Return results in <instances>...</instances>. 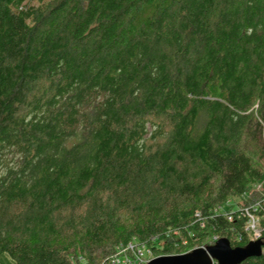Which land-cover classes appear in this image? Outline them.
Instances as JSON below:
<instances>
[{"label":"trees","instance_id":"obj_1","mask_svg":"<svg viewBox=\"0 0 264 264\" xmlns=\"http://www.w3.org/2000/svg\"><path fill=\"white\" fill-rule=\"evenodd\" d=\"M254 155L264 0H0V264L233 245Z\"/></svg>","mask_w":264,"mask_h":264},{"label":"built area","instance_id":"obj_2","mask_svg":"<svg viewBox=\"0 0 264 264\" xmlns=\"http://www.w3.org/2000/svg\"><path fill=\"white\" fill-rule=\"evenodd\" d=\"M240 216L246 219L244 233H238L233 239V245L231 244V246L236 248L240 247L239 244H245L242 246L245 247L250 242L260 241L262 243L261 253L264 255V202H258L255 205L242 209ZM228 220L232 221V217H228ZM219 239L221 238L215 236L213 244H216ZM151 253L152 251L147 246L129 242L122 245L118 249V252L113 254L107 260V263L104 264H147L153 259H147V256ZM213 264H218V262L213 259Z\"/></svg>","mask_w":264,"mask_h":264},{"label":"water","instance_id":"obj_3","mask_svg":"<svg viewBox=\"0 0 264 264\" xmlns=\"http://www.w3.org/2000/svg\"><path fill=\"white\" fill-rule=\"evenodd\" d=\"M261 246L260 241H255L245 247L233 248L227 238H221L213 246L195 248L183 254L158 256L147 264H213V259L218 264H242L261 257Z\"/></svg>","mask_w":264,"mask_h":264},{"label":"rangeland","instance_id":"obj_4","mask_svg":"<svg viewBox=\"0 0 264 264\" xmlns=\"http://www.w3.org/2000/svg\"><path fill=\"white\" fill-rule=\"evenodd\" d=\"M254 157H255V161H257L262 167H263V169H264V159H261V160H259V156L258 155H254ZM256 188V190L258 191V192H262V185H257V186H255ZM254 188V187H253ZM232 208H236V206L234 205V203L232 204ZM215 236H212V237H209V238H207L204 242H212V240H213V238H214ZM211 238V239H210ZM190 244H192V243H182L181 244V247L184 249V251L182 252V253H178V254H183V253H188V252H190V251H192V249H195V248H198V247H192ZM214 244H212L211 243V245L210 246H213ZM150 250L152 251V253L151 254H149L148 256H147V259H152V258H155V257H158V256H163V255H165V254H156V252L155 251H153L151 248H150ZM168 255H176V254H168ZM104 263H107V262H104ZM104 263H102V264H104Z\"/></svg>","mask_w":264,"mask_h":264}]
</instances>
